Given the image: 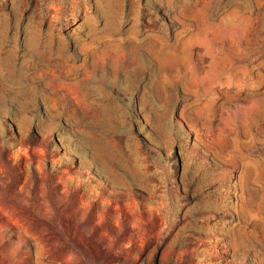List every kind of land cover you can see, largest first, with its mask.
<instances>
[{
	"label": "rangeland",
	"instance_id": "374dc122",
	"mask_svg": "<svg viewBox=\"0 0 264 264\" xmlns=\"http://www.w3.org/2000/svg\"><path fill=\"white\" fill-rule=\"evenodd\" d=\"M0 264H264V0H0Z\"/></svg>",
	"mask_w": 264,
	"mask_h": 264
}]
</instances>
